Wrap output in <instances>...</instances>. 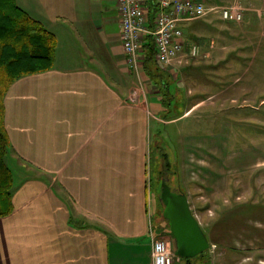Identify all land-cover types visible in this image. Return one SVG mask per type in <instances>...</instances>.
I'll return each instance as SVG.
<instances>
[{
    "label": "crops",
    "instance_id": "obj_1",
    "mask_svg": "<svg viewBox=\"0 0 264 264\" xmlns=\"http://www.w3.org/2000/svg\"><path fill=\"white\" fill-rule=\"evenodd\" d=\"M201 1L207 14L181 27L212 58L214 46L241 41L229 30L235 21L219 11L235 0ZM239 1L244 22L260 19L264 0ZM16 2L55 35L56 46L51 68L18 77L4 96L12 158L30 174L13 188V210L0 215V264H148L150 225L156 235L168 230L149 208L147 184L150 119L161 111L150 110L159 104L152 80L134 92L141 70L128 67L117 0ZM149 4L150 27L154 0ZM202 26L207 35L196 32ZM239 53L247 60L251 52ZM228 61L226 55L210 66L223 64L230 73ZM202 101L194 98L189 111ZM213 183L201 188L214 191ZM225 185L227 194L211 197V206L195 210L190 200V207L200 225H214L206 236L219 261L264 264V200Z\"/></svg>",
    "mask_w": 264,
    "mask_h": 264
},
{
    "label": "rangeland",
    "instance_id": "obj_2",
    "mask_svg": "<svg viewBox=\"0 0 264 264\" xmlns=\"http://www.w3.org/2000/svg\"><path fill=\"white\" fill-rule=\"evenodd\" d=\"M232 4L243 10L239 0ZM259 14V20L252 16L245 22L242 19L231 23L229 30L238 35L241 41L226 39L224 49L214 46L212 58L204 55L206 46L203 45V48L199 47V54L191 56L188 51H184L169 65L150 62L145 65L149 68L146 77L145 57L141 54L143 62H139L141 71L138 73V89L134 92L138 95L140 85L145 88L146 81L155 76V85L149 81L150 95L159 104L156 109L150 110L155 113L157 110L161 111L157 117L151 114L147 140L149 208L151 206L153 214L158 218L156 221L162 220L167 227V221L162 217L163 205L159 199L163 179L172 189L185 192L195 210L211 206V197L218 195L222 198L227 194L228 189L223 187L225 184L233 186L230 187L231 193L236 194L240 188L241 193L264 200V103L260 104L264 99V11ZM204 28L205 26L197 27L196 32L201 31V34L207 35L202 30ZM184 32L187 36L189 28ZM224 39L222 38L226 41ZM192 42L194 41L189 40V43ZM244 46L246 47L242 48ZM240 48L251 52L247 60H241ZM226 55L229 59L227 72L230 73H225L223 64L210 66ZM211 61L214 63L211 64ZM195 66H198V70L193 68ZM222 81L226 82L221 83ZM223 86L227 87L223 89ZM207 95L211 96L207 98ZM194 98L204 101L189 111ZM185 113V116L172 120ZM256 159L261 161L256 163ZM9 164L13 169L15 185L30 174L26 166L19 164L15 157L12 158V154L9 156ZM214 181V191L201 188ZM238 182L241 184H237ZM195 196L199 199L196 200ZM218 201L222 202L221 199ZM216 207L217 205L213 209ZM200 226L205 234L214 227L212 223L209 227ZM170 240L175 248L174 240ZM210 253L214 264H224L218 260L216 249ZM187 261L195 264L196 260ZM238 262L236 260L229 264ZM196 264L201 263L197 261Z\"/></svg>",
    "mask_w": 264,
    "mask_h": 264
},
{
    "label": "built area",
    "instance_id": "obj_3",
    "mask_svg": "<svg viewBox=\"0 0 264 264\" xmlns=\"http://www.w3.org/2000/svg\"><path fill=\"white\" fill-rule=\"evenodd\" d=\"M150 0H117V8L122 22V46L128 67L139 73L142 61V45L145 34L149 35L154 45V61L159 65H169L180 53L188 51L191 56L199 54V45L186 36L182 22L202 18L208 9L201 0H154L155 8L152 25L149 27L148 9ZM222 19L239 22L243 18L241 7L234 4L219 9ZM151 239L150 262L148 264H174L178 258L172 247L169 235H156L152 225L149 227ZM214 250L210 244L207 250ZM208 264H214L211 256Z\"/></svg>",
    "mask_w": 264,
    "mask_h": 264
},
{
    "label": "trees",
    "instance_id": "obj_4",
    "mask_svg": "<svg viewBox=\"0 0 264 264\" xmlns=\"http://www.w3.org/2000/svg\"><path fill=\"white\" fill-rule=\"evenodd\" d=\"M147 38L142 47L144 63L156 64L152 39L149 35ZM55 46V35L20 8L16 0H0V215L13 210L12 194L15 186L13 169L9 164L12 145L5 126L4 96L18 77L51 68ZM144 68L147 67L144 65ZM145 73L147 75L149 70ZM150 80L153 83L157 81L155 76L150 77ZM167 233L173 239L169 229L162 230L159 235ZM179 258L195 259L201 264L210 261L208 251L193 258Z\"/></svg>",
    "mask_w": 264,
    "mask_h": 264
},
{
    "label": "water",
    "instance_id": "obj_5",
    "mask_svg": "<svg viewBox=\"0 0 264 264\" xmlns=\"http://www.w3.org/2000/svg\"><path fill=\"white\" fill-rule=\"evenodd\" d=\"M159 199L163 205L162 217L174 240L175 254L193 258L210 247V242L195 217L185 192L173 190L163 179Z\"/></svg>",
    "mask_w": 264,
    "mask_h": 264
}]
</instances>
